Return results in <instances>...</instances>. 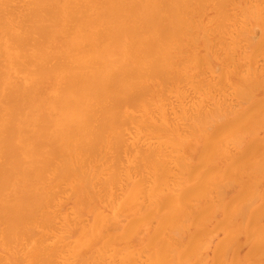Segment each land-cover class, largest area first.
<instances>
[{"label":"bare ground","instance_id":"bare-ground-1","mask_svg":"<svg viewBox=\"0 0 264 264\" xmlns=\"http://www.w3.org/2000/svg\"><path fill=\"white\" fill-rule=\"evenodd\" d=\"M0 264H264V0H0Z\"/></svg>","mask_w":264,"mask_h":264}]
</instances>
